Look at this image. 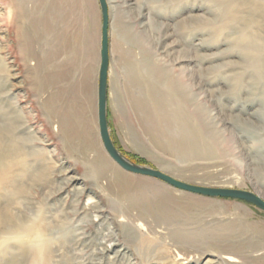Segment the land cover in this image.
<instances>
[{"label":"rangeland","instance_id":"374dc122","mask_svg":"<svg viewBox=\"0 0 264 264\" xmlns=\"http://www.w3.org/2000/svg\"><path fill=\"white\" fill-rule=\"evenodd\" d=\"M108 12L113 44L106 119L121 155L184 182L264 194V71L258 75L252 59L258 52L264 63V0H109ZM100 25L98 0H0V96L11 106L0 108L6 111L0 124L1 118L14 120L9 122V144L22 147V157L35 163L31 173L40 160L46 174L25 181V199L8 204L9 211L0 200V231H9L2 218L14 223L10 211L28 221L44 207L54 238L49 264H264V211L254 205L181 192L167 184L171 188L163 187L171 199L163 201L150 196L152 183L144 184L150 204H136L142 185L136 178L114 181V167L96 175L95 159L103 152L96 118ZM129 67L160 91L172 87L189 114L197 110L196 121L216 138L217 153L181 158L157 148L134 108L138 97L148 99L150 93L146 87L127 88ZM52 107L66 113L65 132L58 129ZM68 176L83 195L67 193L72 188L66 191L63 185ZM75 206L78 213L73 214ZM62 208L67 215H60ZM9 243L8 254L0 252V264H27L17 240ZM230 253L242 257L231 263L224 259Z\"/></svg>","mask_w":264,"mask_h":264},{"label":"bare ground","instance_id":"6f19581e","mask_svg":"<svg viewBox=\"0 0 264 264\" xmlns=\"http://www.w3.org/2000/svg\"><path fill=\"white\" fill-rule=\"evenodd\" d=\"M19 1V0H18ZM107 3L109 4V0H107ZM21 4V3H20ZM111 5V4H110ZM21 6H23V4H21ZM23 8V7H22ZM110 8V7H109ZM112 8V7H111ZM7 9V8H6ZM24 9V8H23ZM25 11V10H24ZM109 13V12H108ZM29 26V24H28ZM31 26V25H30ZM22 27V26H21ZM109 24H108V69H107V81H108V71H111L109 69V64H110V54L111 53V44L110 45V38H109ZM21 31H25L24 33H26V30H21ZM22 33V32H21ZM23 34V33H22ZM25 36V38L28 40V36H26V34H23ZM247 37V36H246ZM100 39V37H99ZM258 39V38H257ZM113 39H111L112 41ZM262 40V39H261ZM118 40H116V44L118 43V45H121L119 42H117ZM263 41V40H262ZM27 42V41H26ZM114 42V41H113ZM86 43V41H85ZM88 43V42H87ZM115 44V43H114ZM261 44V43H260ZM262 46V45H261ZM86 47V46H85ZM115 47L119 50V47H117L115 45ZM115 47H113L115 49ZM256 47V46H255ZM29 48V47H28ZM27 48V49H28ZM258 49V47H256ZM121 49V48H120ZM31 50V49H30ZM30 50H28L30 52ZM123 50V49H122ZM120 51V50H119ZM124 51V50H123ZM122 51V52H123ZM28 52V53H29ZM126 52V51H125ZM264 52V51H263ZM262 52V53H263ZM33 53V52H32ZM87 53V51H86ZM119 53V52H118ZM124 53V52H123ZM31 54V52L29 53ZM122 54V53H120ZM125 54V53H124ZM127 54V53H126ZM260 54V53H259ZM258 52H256V54H253L252 59L254 60V64L257 67V69L259 70V74L260 76H262L263 74V66L264 63L260 62V57H259ZM250 55V54H249ZM262 55V54H260ZM128 56V55H126ZM263 56V55H262ZM112 57V55H111ZM122 58V57H121ZM264 58V57H263ZM22 60V59H21ZM129 60V59H128ZM263 61V60H262ZM113 62V61H112ZM130 62V61H129ZM135 62V61H133ZM251 62V61H250ZM125 63L126 66L128 67V63L126 58H125ZM136 63V62H135ZM252 63V62H251ZM250 63V64H251ZM99 65V64H98ZM112 65V64H111ZM134 65V63H133ZM137 65V64H136ZM135 65V66H136ZM114 66V65H113ZM125 66V65H124ZM149 67V66H148ZM135 67L131 68L129 67L127 70V88L129 90H131L132 88H136L137 90H140L143 87H146V90L150 93V98L148 99H144L143 97H138L136 100V103L134 101V108L136 107V109H138V111H140V116H142V119L145 123L146 126V132L148 134H150L151 137V141L152 143L159 148L160 150H166V152H171V154H174L175 156H180L185 157V158H192V157H209L212 156L214 154H216V146H215V141L216 138L213 140L214 136L212 137V135L208 132V130L206 128H204L202 125H200L198 123V120L196 121V111L192 112V114H194V116L192 114H189L186 110L183 109V107L181 106L180 100L178 99V96H175L173 93V88H169L168 84L167 87L169 88V90L167 91H160L158 88H156L157 86L154 85L153 83H151V81H149L146 76L141 75V73L137 70L134 69ZM139 68V67H138ZM262 69V70H261ZM93 70V69H92ZM113 70V68H112ZM255 71V70H254ZM113 72V71H112ZM144 73V72H143ZM93 74V71H92ZM125 74V77H126ZM111 75V74H110ZM243 76V75H242ZM88 77V76H87ZM126 79V78H125ZM152 79V78H151ZM153 80V79H152ZM164 83V82H163ZM208 83V82H207ZM92 84V82H91ZM156 84V83H155ZM179 84V83H178ZM85 85V82H84ZM165 85V84H164ZM125 86V85H124ZM161 86V85H158ZM181 86V85H180ZM40 87V86H39ZM182 87V86H181ZM93 88V85H92ZM126 88V86L124 87ZM41 89V88H40ZM135 89V90H136ZM170 89L172 91H170ZM41 91V90H40ZM123 91V90H122ZM145 91V90H143ZM245 91V90H244ZM135 92V91H134ZM137 92V91H136ZM173 92V93H172ZM35 93V92H34ZM111 93V92H110ZM146 93V91H145ZM148 93V94H149ZM108 94V93H107ZM176 94V93H175ZM188 94V93H187ZM186 94V95H187ZM126 95V93H125ZM145 95V94H144ZM3 96V95H2ZM122 97V95H121ZM178 97V98H176ZM123 98V97H122ZM134 98V97H133ZM146 98V97H145ZM182 98V97H180ZM186 98V97H185ZM49 99V98H48ZM47 99V105L49 103ZM88 99V98H87ZM111 99V96L110 98ZM187 99V98H186ZM254 99V98H253ZM256 99V98H255ZM50 100V99H49ZM113 100V99H111ZM110 100V101H111ZM130 100V99H129ZM193 100V99H192ZM123 101V100H122ZM128 101V100H126ZM150 101V103L148 102ZM183 101V100H182ZM191 101V100H189ZM84 102V99H83ZM83 102L81 101L79 107L82 108L83 107ZM185 102V101H184ZM182 102V103H184ZM192 102V101H191ZM235 102V101H234ZM53 103V102H52ZM129 103V102H128ZM8 104L6 99L1 98L0 96V108L3 107V105ZM10 104V103H9ZM8 104L9 107H11ZM51 103H49L50 105ZM54 104V103H53ZM192 105V103H191ZM185 106V105H184ZM5 107V106H4ZM8 108V107H7ZM5 109V110H9V109ZM53 108V107H52ZM61 108V107H60ZM122 108V106H121ZM186 108V106H185ZM192 108V107H191ZM195 108V107H194ZM1 110V109H0ZM188 110V108H187ZM192 109H190L191 111ZM10 111V110H9ZM14 111V109L12 110ZM107 111V110H106ZM137 111V113H138ZM204 111V110H203ZM2 112H6V111H0V114H2ZM52 113V115L54 116V118L56 117L58 119V129L60 130V132H62L64 130L65 132V123H66V113L64 114L62 111L53 108V111H50ZM202 112V109H201ZM14 113V112H13ZM6 114V113H5ZM11 114V113H10ZM200 114V113H199ZM198 114V115H199ZM203 114V112H202ZM264 114V113H262ZM9 115V114H8ZM69 115V114H68ZM197 115V116H198ZM1 116V115H0ZM202 117V116H201ZM54 118L52 117L51 119L54 120ZM70 118V117H69ZM97 118V117H96ZM199 118V117H198ZM197 118V119H198ZM15 119V116H14ZM18 119V117H17ZM16 119V120H17ZM52 120V122H54ZM1 124H0V133H2V139L0 140V200L4 201V206L5 209L7 210L8 208V204H12V203H18L19 200H24L25 198V192H26V182L27 180L32 181L40 178L42 176H44L45 174V168L44 166H42V161L39 160L38 162V166L39 168L37 169V172L35 173H31L33 170V165H35V163H31L28 162L27 160L24 159V157H22V152H23V148L22 147H18L16 145H10L9 143L12 141V137H10V133L11 131L9 129H11V124L9 123L10 121L13 122L14 120H3L1 118ZM201 123H203V121H201ZM52 124V123H51ZM126 124V123H125ZM68 125V124H67ZM204 125V124H203ZM69 126V125H68ZM73 126V125H72ZM80 126H82L80 124ZM79 126V127H80ZM144 126V127H145ZM31 127V126H30ZM29 128L26 127L25 129ZM55 128V127H54ZM65 128V129H64ZM74 128V127H73ZM24 129V131H25ZM57 129V130H58ZM109 129V128H108ZM97 130H98V125H97ZM22 131V130H21ZM73 131V130H72ZM109 131V130H108ZM17 132V131H16ZM23 132V131H22ZM18 133V132H17ZM14 134V133H13ZM66 135V133H64ZM214 134V132H213ZM147 135V134H146ZM220 135V134H219ZM218 135V136H219ZM63 136V135H62ZM69 136V134H68ZM79 136V135H78ZM77 136V137H78ZM99 136V133H98ZM5 137V141L3 138ZM66 137V136H65ZM81 137V136H79ZM78 137V138H79ZM68 137H66L67 139ZM72 138V137H71ZM70 140H74L73 138ZM78 138L75 139L77 140L76 143H78ZM220 138V137H219ZM100 139V136H99ZM69 140V138L67 139ZM74 140V142H75ZM82 140V139H81ZM74 143V144H76ZM86 143V142H85ZM87 145V143H86ZM100 145L102 147V143H101V139H100ZM154 146V147H155ZM76 147V145H75ZM87 147V146H86ZM68 148V147H67ZM88 148V147H87ZM92 149V147L90 148ZM100 150V149H99ZM74 151V150H73ZM102 153H100V155L98 154L96 157V165L94 168L96 170V175L99 176L103 174L105 171L107 172V167L108 168H113V175H112V179L114 181H118L120 180L122 177H129V178H136L138 181L141 182V187H139L138 192L136 193V197L135 200H133L136 204H142L143 203H149V200L152 196L153 197H158L159 199H164L168 200L171 199V197H169V195L167 196L166 194L168 192H166V188H171L169 186H167L166 184L150 178V177H146L143 175H137V174H133L130 173L128 171H124V169H121L120 166L105 152V150L102 147ZM168 152V153H169ZM221 153V151H220ZM172 155V156H174ZM221 155V154H220ZM224 156V155H223ZM179 157V158H180ZM220 158V157H219ZM215 159V158H214ZM184 160V159H183ZM198 160V159H197ZM202 160V159H201ZM85 162V161H84ZM92 162V161H90ZM91 164V163H90ZM89 164V165H90ZM116 167V168H115ZM93 168V170H94ZM118 168H120L121 170H119ZM170 168V167H168ZM86 170V168H85ZM112 170V169H111ZM171 172L173 170L172 168L168 169ZM176 170V169H175ZM68 171V170H67ZM66 171V172H67ZM166 172V171H165ZM177 172V170H176ZM111 173V172H110ZM175 173V172H174ZM177 174V173H176ZM181 174V173H178ZM46 175V174H45ZM51 175V174H50ZM111 175V174H110ZM171 175V174H170ZM172 175L178 179L184 180L183 178L175 175L172 173ZM95 176V173H94ZM96 176V177H97ZM46 177V176H45ZM53 177V176H52ZM98 179V178H97ZM66 182L63 184L66 188H68L69 186H71L72 188H70L68 192L71 191L74 192V196L77 193H82L81 190H78V187H75L74 183V177H67L66 178ZM154 180H156V183ZM189 180V179H188ZM26 181V182H25ZM44 181V180H43ZM98 181V180H97ZM109 181V180H108ZM187 181V180H185ZM51 182V181H50ZM94 182V181H93ZM131 182V181H130ZM129 182V184L131 185V183ZM52 183V182H51ZM101 183V181H100ZM108 183V182H107ZM114 183V182H112ZM127 183V182H125ZM153 184V193L151 194L149 197L146 191V187L144 186V184ZM192 183V182H191ZM195 184H199V185H205V186H225V185H211V184H205V183H201L200 181L198 182H194ZM62 184V183H61ZM102 184V183H101ZM135 184V183H134ZM53 185V183H52ZM100 185V184H99ZM114 185V184H113ZM125 185V184H124ZM129 185V186H130ZM68 186V187H67ZM82 186V185H81ZM163 186H166L163 187ZM114 187V186H113ZM123 187V186H122ZM149 187V186H148ZM226 187H231V186H226ZM126 188V187H125ZM124 188V189H125ZM152 188V187H151ZM233 188V187H232ZM42 189V188H41ZM61 189H63V186L61 185L60 187H58L57 191L59 192ZM83 189V188H82ZM101 189H104L103 187ZM127 189V188H126ZM241 189V188H240ZM100 190V189H99ZM131 190V189H130ZM46 191V189H45ZM44 191V192H45ZM178 191V190H177ZM176 191V192H177ZM42 192V191H40ZM61 192V191H60ZM59 192V193H60ZM171 192V191H170ZM183 192V191H181ZM254 192V191H253ZM43 193V192H42ZM47 193V192H46ZM105 193V192H104ZM126 193V192H125ZM255 193H257L260 197H262L264 199V194L260 193L259 191H255ZM107 194V192H106ZM176 194V193H175ZM174 194V195H175ZM181 194V193H180ZM83 195V193H82ZM85 195V194H84ZM108 195V194H107ZM105 195V196H107ZM127 195V194H126ZM44 196V195H43ZM67 196V195H65ZM64 196V198H65ZM173 196V194H172ZM123 197V195H122ZM125 197V196H124ZM123 197V198H124ZM129 197V196H128ZM131 197V196H130ZM178 196H175V199ZM82 198V197H81ZM90 198V197H88ZM145 200H144V199ZM59 199V198H58ZM79 199V198H78ZM78 199H75L76 201ZM110 199V198H109ZM126 199V197H125ZM157 199V200H159ZM174 199V200H175ZM61 200V199H60ZM74 200V201H75ZM116 200V199H115ZM148 200V201H146ZM182 200V199H181ZM199 200V199H198ZM204 200V199H202ZM62 201V200H61ZM75 201V202H76ZM117 201V200H116ZM60 202V201H59ZM125 202V201H123ZM130 202V201H129ZM133 202V203H134ZM176 202V201H175ZM192 202V201H191ZM63 203V202H60ZM71 203V202H70ZM131 203V202H130ZM197 203V202H196ZM202 203V202H201ZM200 203V204H201ZM124 204V203H123ZM155 204H157V202H155ZM154 204V205H155ZM167 204V203H166ZM176 204V203H175ZM120 205V204H119ZM141 205V206H142ZM148 205V204H147ZM1 206V205H0ZM60 206H62L60 204ZM95 207V205L93 204L92 207ZM97 206V205H96ZM135 206V205H134ZM138 206V205H137ZM136 206V207H137ZM200 206V205H199ZM203 206V205H202ZM206 206V205H205ZM7 207V208H6ZM63 207V206H62ZM120 207V206H119ZM130 207V206H129ZM123 208V206H122ZM131 208V207H130ZM98 209V208H97ZM127 209V206L126 208ZM145 209V208H144ZM147 209V208H146ZM166 209V208H165ZM157 210V209H156ZM175 210V209H173ZM9 211V210H7ZM120 211V210H118ZM129 211V210H128ZM127 211V212H128ZM143 211V210H142ZM167 211V210H166ZM47 212V211H46ZM71 212L73 214L78 213V208L72 207ZM10 219L14 220V223L10 222L8 219V217L2 218V222H4V227L6 228V230L9 231H0V252L3 253H7L6 250L10 249L9 246L12 244L9 243L10 239L12 240H17L18 244L20 245L19 247L22 248V250L24 251L23 253L28 257L27 260V264H49L51 259V256L49 254L50 252V248H51V244L52 240L54 239L51 235L53 233L52 232V227H50V223L48 221H45L44 218V207H41L38 211V213H36V215L33 218H29V220H25L24 217L18 215L17 212H12L10 211ZM68 211H65L63 208L60 209V215H67ZM123 213V210H122ZM155 213V212H154ZM158 213V212H157ZM161 213V212H160ZM3 214V213H2ZM103 214V213H102ZM129 214V213H127ZM131 214V213H130ZM145 214V212H144ZM164 214V213H163ZM171 214V212H170ZM124 215V213H123ZM138 215V214H137ZM59 216V213H58ZM156 216V215H155ZM60 217V216H59ZM125 217V216H123ZM130 217V216H129ZM138 217V216H137ZM157 217V216H156ZM161 217V216H159ZM127 218V217H126ZM134 218V217H133ZM178 218V217H177ZM161 219V218H160ZM129 220V219H128ZM137 220V219H136ZM151 220V219H150ZM173 220V219H172ZM8 221L10 223H8ZM125 221V220H124ZM140 221V220H139ZM133 222H137V221H133ZM142 222V221H141ZM178 222V221H177ZM127 223V222H126ZM165 223V222H164ZM129 224V223H128ZM127 224V225H128ZM158 224V223H157ZM161 224V223H160ZM177 224V223H176ZM171 225V224H169ZM224 225V224H223ZM64 226V225H63ZM138 226V225H137ZM135 226V228L137 227ZM159 226V225H158ZM234 226V225H233ZM182 227V226H181ZM138 228V227H137ZM55 229V227H54ZM128 229V228H127ZM144 229V228H143ZM167 229V228H166ZM130 230V229H129ZM147 230V229H146ZM58 231V230H57ZM131 231V230H130ZM133 231V230H132ZM135 233V232H134ZM174 233V232H173ZM66 234V233H65ZM148 235V234H147ZM191 235V234H190ZM57 236V235H56ZM60 236V235H58ZM175 236V235H174ZM177 236V235H176ZM62 237V234H61ZM58 239V238H57ZM171 239V238H170ZM190 240V239H189ZM57 242V241H56ZM83 243V242H80ZM15 244V243H13ZM77 244V243H76ZM55 245V244H54ZM13 246V245H12ZM16 246V244H15ZM17 247V246H16ZM15 247V248H16ZM210 247V246H208ZM238 247V246H237ZM18 249V248H17ZM102 250V249H101ZM18 253V250H15ZM216 251V250H214ZM213 251V252H214ZM220 251V250H219ZM234 251V250H233ZM10 252V251H9ZM22 252V251H21ZM20 252V253H21ZM184 252V251H183ZM120 253V252H119ZM223 253V252H222ZM221 253V255H222ZM8 254V253H7ZM193 254V253H192ZM201 254V253H200ZM11 255V252H10ZM16 255V254H14ZM22 255V254H21ZM91 255V254H90ZM220 255V256H221ZM239 255V254H238ZM2 256V255H1ZM23 256V255H22ZM224 256V255H223ZM241 256V255H240ZM240 256H236V255H231L227 254L224 256V259L228 262H238L241 257ZM14 257V256H13ZM11 255V258H13ZM16 258V256L14 257ZM189 258V257H188ZM17 259V258H16ZM20 259V258H19ZM18 259V260H19ZM22 259V257H21ZM209 259V258H208ZM15 260V259H14ZM12 260V261H14ZM17 260V261H18ZM23 260V259H22ZM16 261V260H15ZM14 261V262H15ZM25 261V260H24ZM205 261V260H204ZM210 261V260H209ZM242 261H244V259H242ZM13 262V263H14ZM21 262V261H20ZM131 262V261H130ZM23 263V262H22ZM25 263V262H24ZM193 263V262H192ZM226 263V262H224ZM131 264V263H128ZM227 264V263H226Z\"/></svg>","mask_w":264,"mask_h":264},{"label":"water","instance_id":"95a60500","mask_svg":"<svg viewBox=\"0 0 264 264\" xmlns=\"http://www.w3.org/2000/svg\"><path fill=\"white\" fill-rule=\"evenodd\" d=\"M101 13L100 39H99V65L97 73V125L98 133L105 152L125 171L149 176L158 179L165 184L188 193L209 196V197H227L239 199L250 203L258 209L264 211V199L259 195L239 189L229 187H211L202 186L184 182L176 179L162 171L135 165L129 162L121 155L114 146L109 135L107 119H106V89H107V69H108V4L106 0H98Z\"/></svg>","mask_w":264,"mask_h":264}]
</instances>
